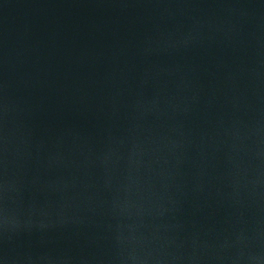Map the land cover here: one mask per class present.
I'll return each mask as SVG.
<instances>
[{
  "label": "water",
  "instance_id": "obj_1",
  "mask_svg": "<svg viewBox=\"0 0 264 264\" xmlns=\"http://www.w3.org/2000/svg\"><path fill=\"white\" fill-rule=\"evenodd\" d=\"M0 264H256L145 0H0Z\"/></svg>",
  "mask_w": 264,
  "mask_h": 264
}]
</instances>
